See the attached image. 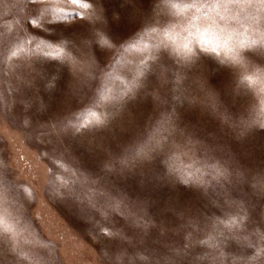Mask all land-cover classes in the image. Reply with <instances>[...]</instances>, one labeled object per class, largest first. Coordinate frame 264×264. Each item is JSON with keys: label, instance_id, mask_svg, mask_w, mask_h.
I'll list each match as a JSON object with an SVG mask.
<instances>
[{"label": "rangeland", "instance_id": "rangeland-1", "mask_svg": "<svg viewBox=\"0 0 264 264\" xmlns=\"http://www.w3.org/2000/svg\"><path fill=\"white\" fill-rule=\"evenodd\" d=\"M83 3L0 0V264H212L217 221L264 230V43L184 60L162 0Z\"/></svg>", "mask_w": 264, "mask_h": 264}, {"label": "snow or ice", "instance_id": "snow-or-ice-1", "mask_svg": "<svg viewBox=\"0 0 264 264\" xmlns=\"http://www.w3.org/2000/svg\"><path fill=\"white\" fill-rule=\"evenodd\" d=\"M61 3L69 6L68 10L63 8L55 10L57 17L64 20L78 15L77 12L71 10L72 6L81 8L89 6L83 3V0H61ZM162 3L174 15H186L187 17V26L184 28L187 36L183 38L182 43H178L177 33L171 30L165 33L167 40L175 45L176 54L184 60L192 58L191 45L195 42L213 52L217 48H227L233 53V59L239 47L264 43V0H162ZM231 21H235L241 27L247 24V30L258 32L260 39L240 41L239 34L231 25ZM46 46L52 47L51 45ZM55 51L64 55L66 60L73 59L63 52V48H57ZM73 63L75 64L74 60ZM249 82L255 84L254 80ZM260 185L264 187V181H261ZM245 220V215L241 213L234 218H229L227 223L217 221V226L213 228V235L209 240L203 241L212 249L204 259H210L212 264H221L229 260L232 264H264V230L249 234ZM221 224L229 230L227 234L221 231L219 227ZM18 233L19 221L6 210L0 209V242L4 237H15ZM233 243L242 251L230 253L228 246ZM190 247V244L185 245V251ZM180 254L179 250L170 254V264H175V257ZM125 259H128L129 264H133L134 258L125 257Z\"/></svg>", "mask_w": 264, "mask_h": 264}]
</instances>
